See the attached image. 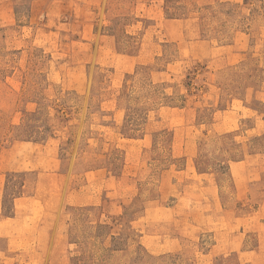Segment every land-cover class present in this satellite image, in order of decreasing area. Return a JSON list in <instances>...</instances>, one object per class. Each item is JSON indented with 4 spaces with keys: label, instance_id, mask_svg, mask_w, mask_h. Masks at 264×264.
I'll use <instances>...</instances> for the list:
<instances>
[{
    "label": "rangeland",
    "instance_id": "374dc122",
    "mask_svg": "<svg viewBox=\"0 0 264 264\" xmlns=\"http://www.w3.org/2000/svg\"><path fill=\"white\" fill-rule=\"evenodd\" d=\"M0 264H264V0H0Z\"/></svg>",
    "mask_w": 264,
    "mask_h": 264
},
{
    "label": "trees",
    "instance_id": "16d2710c",
    "mask_svg": "<svg viewBox=\"0 0 264 264\" xmlns=\"http://www.w3.org/2000/svg\"><path fill=\"white\" fill-rule=\"evenodd\" d=\"M170 2H172V1H170ZM170 16H174V14H171Z\"/></svg>",
    "mask_w": 264,
    "mask_h": 264
}]
</instances>
